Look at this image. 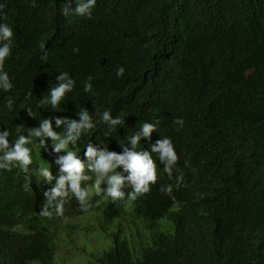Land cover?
Here are the masks:
<instances>
[{
	"label": "trees",
	"instance_id": "16d2710c",
	"mask_svg": "<svg viewBox=\"0 0 264 264\" xmlns=\"http://www.w3.org/2000/svg\"><path fill=\"white\" fill-rule=\"evenodd\" d=\"M0 4L15 33L3 62L14 86L0 89V129L10 140L44 118L63 133L55 118L80 119L86 107L95 127L69 144L86 165L88 144L122 152L145 121L157 129L138 147L151 151L169 136L180 154L170 177L153 152L158 180L135 199L93 190L86 207L70 193L63 214L47 216L62 152L53 138L33 137L28 171L0 169V264H65L59 251L68 246L81 251L76 264H264V0H97L90 17L65 16L64 0ZM61 71L76 87L53 108L43 98ZM105 108L123 125L95 116ZM85 171L92 179L82 185L93 184Z\"/></svg>",
	"mask_w": 264,
	"mask_h": 264
},
{
	"label": "clouds",
	"instance_id": "9594fccd",
	"mask_svg": "<svg viewBox=\"0 0 264 264\" xmlns=\"http://www.w3.org/2000/svg\"><path fill=\"white\" fill-rule=\"evenodd\" d=\"M73 0H64L62 12L65 16L77 14L80 16H92L93 9L97 0H75V7L72 6ZM4 5L0 4V9ZM6 12H0V17H6ZM14 29L6 20H0V89L10 90L13 88V81L8 71L4 70L3 62L11 54L14 38ZM46 57V54H45ZM125 66L121 65L116 70V74L122 77L125 73ZM93 77L88 76L84 81V91H93ZM58 83L49 90V95L44 97V102L50 103L53 108H57L62 100L76 87V77L68 71H61L58 76ZM31 93H29L30 95ZM14 99L9 98L7 105L12 108ZM31 115L35 116L31 107H27ZM99 109V108H98ZM80 119L69 117H56V126L66 125L63 133L57 132L53 126L52 118L41 120L39 127L29 128L28 135L21 132L14 140H10L11 130L0 129V169H10L18 166L24 171L29 170V165L33 164L32 143L33 137H51L55 140V150L62 152L57 158V163L61 166V175L58 177L53 188L46 192L48 197L41 212L43 215L52 216L53 210L56 214L62 215L64 211L65 199L69 194L75 195L82 206H88L90 192L105 193L113 199L123 198L128 195L135 199L138 194L147 193L152 185L158 180V163L153 152L158 154L159 160L163 161L162 171L167 172L171 177L174 169L180 160V154L169 136H163L153 145L152 150H145L138 147L142 137H150L152 132L157 129V124L149 121L143 122L136 131L128 137L127 143H122L123 151L108 150L107 148L98 149L93 144H88L85 155L89 158V163L78 154L79 148L69 149V144L77 145V141L84 132L95 127L94 115L86 107L79 110ZM103 122L107 123L112 129L117 125H123L124 117L114 116L109 109L95 113ZM180 127L184 125V120L177 117L175 121ZM23 128L22 125H20ZM41 144L47 143L46 139L40 140ZM123 166V172L118 170ZM90 168L95 174L94 183L84 186L82 181L92 179V175L85 169ZM128 173L125 175L124 173ZM39 174L48 180L53 179L51 168L40 165ZM106 183L107 187L101 185ZM130 184L131 191L125 192L123 189ZM172 191V186L166 189Z\"/></svg>",
	"mask_w": 264,
	"mask_h": 264
},
{
	"label": "rangeland",
	"instance_id": "374dc122",
	"mask_svg": "<svg viewBox=\"0 0 264 264\" xmlns=\"http://www.w3.org/2000/svg\"><path fill=\"white\" fill-rule=\"evenodd\" d=\"M78 237H79V239H81L80 244H83L84 241L82 239H85L86 236L83 233H79ZM95 244L97 246L100 245V243H98V241H96ZM66 252H69V253L67 255H64V253H66ZM66 252H65V248H61L59 251V253L61 254V258H63L65 261V264H76V262L78 263V262L84 260L83 256L81 255V251L79 249L75 248L74 246H68V250ZM72 259H74L75 262Z\"/></svg>",
	"mask_w": 264,
	"mask_h": 264
}]
</instances>
